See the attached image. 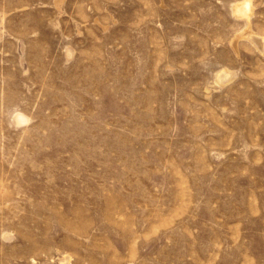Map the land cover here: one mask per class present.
I'll return each mask as SVG.
<instances>
[{"label":"rangeland","instance_id":"rangeland-1","mask_svg":"<svg viewBox=\"0 0 264 264\" xmlns=\"http://www.w3.org/2000/svg\"><path fill=\"white\" fill-rule=\"evenodd\" d=\"M0 264H264V0H0Z\"/></svg>","mask_w":264,"mask_h":264},{"label":"bare ground","instance_id":"bare-ground-1","mask_svg":"<svg viewBox=\"0 0 264 264\" xmlns=\"http://www.w3.org/2000/svg\"><path fill=\"white\" fill-rule=\"evenodd\" d=\"M257 44H258V42H257ZM260 44H261V43H260ZM260 44H259V45H260Z\"/></svg>","mask_w":264,"mask_h":264}]
</instances>
